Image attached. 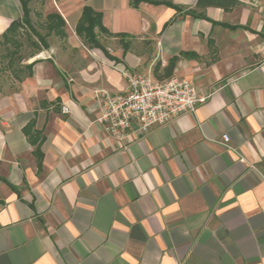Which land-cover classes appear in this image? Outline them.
Masks as SVG:
<instances>
[{
	"label": "crops",
	"instance_id": "obj_1",
	"mask_svg": "<svg viewBox=\"0 0 264 264\" xmlns=\"http://www.w3.org/2000/svg\"><path fill=\"white\" fill-rule=\"evenodd\" d=\"M28 1L67 37L14 68L0 52V264H264V0ZM85 6L128 53L83 43ZM23 15L0 0V36ZM173 58L208 101L129 144L104 134L95 92Z\"/></svg>",
	"mask_w": 264,
	"mask_h": 264
},
{
	"label": "built area",
	"instance_id": "obj_2",
	"mask_svg": "<svg viewBox=\"0 0 264 264\" xmlns=\"http://www.w3.org/2000/svg\"><path fill=\"white\" fill-rule=\"evenodd\" d=\"M127 82L121 94L98 90L95 97L101 103L98 119L104 134L121 144L134 137L146 136L152 129L171 124L181 115H195L209 96L200 92L193 81L171 77L157 80L153 72L123 70ZM224 144L230 142L223 136Z\"/></svg>",
	"mask_w": 264,
	"mask_h": 264
},
{
	"label": "trees",
	"instance_id": "obj_3",
	"mask_svg": "<svg viewBox=\"0 0 264 264\" xmlns=\"http://www.w3.org/2000/svg\"><path fill=\"white\" fill-rule=\"evenodd\" d=\"M142 2H148L155 5L160 4L159 2L150 0H133L131 5L134 8H138ZM22 4L24 10L23 18L19 21L13 22L8 30L0 36V48L5 47L11 49V51L8 53L10 58L8 65L10 68H14V66L17 65V62L21 59V53L25 48H30L32 53H35L37 51L49 48L47 37L51 34H55L60 39L67 37V24L59 13H51L47 15V22L43 26V28L47 31V34L44 36L39 33L32 24L29 1L22 0ZM167 5L179 10L177 6H173L170 3ZM76 34L87 47L101 50L109 59L114 58L110 56L107 49L99 41V38H101L103 35L122 38L120 43L122 45L124 54L128 53L130 49V43L125 41V39L129 38V36L127 34H111L103 25L102 15L88 6H85L83 9L82 17L76 28ZM177 59L178 58L171 59L169 64L164 68L160 62L157 63L153 69L154 77L160 81L173 77ZM25 69L27 74L31 75L33 65L26 66ZM15 75H17V73H15ZM32 127L33 124L29 125V128Z\"/></svg>",
	"mask_w": 264,
	"mask_h": 264
},
{
	"label": "rangeland",
	"instance_id": "obj_4",
	"mask_svg": "<svg viewBox=\"0 0 264 264\" xmlns=\"http://www.w3.org/2000/svg\"><path fill=\"white\" fill-rule=\"evenodd\" d=\"M37 28L43 32L41 34L45 33L43 26H38ZM99 41L107 49V51L109 53H111V51H113L118 45V41H109V40L104 39L103 37L99 38ZM0 52L2 55L6 56V54H8L9 51H8V49L5 50V48H2ZM31 52H32V50L30 48H25L22 55L27 57L29 55V53H31Z\"/></svg>",
	"mask_w": 264,
	"mask_h": 264
}]
</instances>
